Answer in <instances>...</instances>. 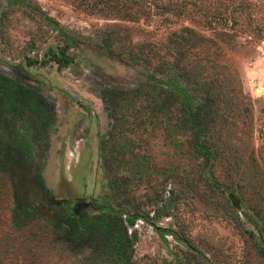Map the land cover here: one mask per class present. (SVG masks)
<instances>
[{"label":"rangeland","instance_id":"rangeland-1","mask_svg":"<svg viewBox=\"0 0 264 264\" xmlns=\"http://www.w3.org/2000/svg\"><path fill=\"white\" fill-rule=\"evenodd\" d=\"M184 67L223 85L211 160L189 145L175 102L149 118L160 81L148 73L165 82ZM0 70L54 104L42 169L54 210L140 214L131 264H264L245 215L264 224V0H0ZM112 86L136 90L104 99ZM14 206L0 172V264H114L70 251L50 221H20Z\"/></svg>","mask_w":264,"mask_h":264},{"label":"trees","instance_id":"trees-1","mask_svg":"<svg viewBox=\"0 0 264 264\" xmlns=\"http://www.w3.org/2000/svg\"><path fill=\"white\" fill-rule=\"evenodd\" d=\"M63 57L67 62L72 58L64 50H53L54 61L61 63ZM131 57L137 59L140 56ZM181 69L165 82L156 77V70L148 73V79L160 81L156 83L158 86L154 84L151 88L147 110L153 115L149 118L166 115L171 103L175 102L179 112L177 125L188 131L189 145L198 157L211 160L218 153V135L213 130V122L217 114L216 98L223 85L214 86L199 78L192 80L189 70ZM16 72L21 70L16 68ZM134 90L106 87L102 97L113 100L118 94L123 96ZM194 91H198L196 98ZM54 120V104L35 86L0 70V172L7 174L12 183L15 216L20 217V221L28 216L50 221L70 251L90 250L102 262L131 264L132 243L128 226L133 225L140 214L105 202H95L94 212L83 209L67 215L62 210H54L53 198L42 174ZM25 184L32 185V189H27ZM109 186L113 187L112 181ZM245 215L257 232L246 231L250 236H256L264 248V224H259L247 212Z\"/></svg>","mask_w":264,"mask_h":264}]
</instances>
